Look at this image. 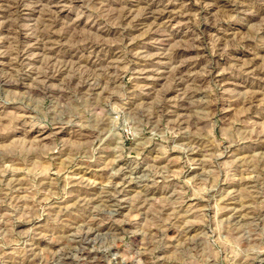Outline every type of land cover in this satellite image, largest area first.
Instances as JSON below:
<instances>
[{
  "label": "rangeland",
  "instance_id": "obj_1",
  "mask_svg": "<svg viewBox=\"0 0 264 264\" xmlns=\"http://www.w3.org/2000/svg\"><path fill=\"white\" fill-rule=\"evenodd\" d=\"M0 264H264V0H0Z\"/></svg>",
  "mask_w": 264,
  "mask_h": 264
}]
</instances>
